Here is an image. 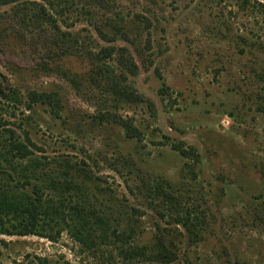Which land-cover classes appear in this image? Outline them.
<instances>
[{
	"label": "rangeland",
	"instance_id": "rangeland-1",
	"mask_svg": "<svg viewBox=\"0 0 264 264\" xmlns=\"http://www.w3.org/2000/svg\"><path fill=\"white\" fill-rule=\"evenodd\" d=\"M0 82L18 98L0 95V132L89 172L107 222L0 233V264H264L263 0H10ZM159 239L173 261L128 257Z\"/></svg>",
	"mask_w": 264,
	"mask_h": 264
},
{
	"label": "trees",
	"instance_id": "trees-1",
	"mask_svg": "<svg viewBox=\"0 0 264 264\" xmlns=\"http://www.w3.org/2000/svg\"><path fill=\"white\" fill-rule=\"evenodd\" d=\"M9 2L10 0H0V7ZM117 64L132 74L136 73V65L131 60L124 62L123 58H120ZM108 71H105L106 83L112 85L115 93L122 94L123 90L118 86L119 80L113 77L114 75L109 76ZM113 73L114 71L111 75ZM161 93H167V87L162 88ZM0 95L6 100L18 101L16 90L4 87L1 82ZM139 101L152 105L144 97ZM123 127L129 137H138L139 130L132 124L126 122ZM27 139L30 141L29 137ZM173 146L186 158L194 157L197 152L193 147L184 149L182 143ZM32 155L30 144L17 137L14 130H8L6 135L0 132V233L45 237L39 230L45 229V218L59 221L61 225H69L80 240H86L94 227L105 229L106 213L99 214L97 207L91 202L90 195L78 186V183H94L89 172L76 164L70 171L61 164H45ZM196 157L199 158V154H196ZM71 191H80L82 194L78 202L76 198L74 201L66 199ZM157 243L159 244L149 252L134 249L128 252V257L136 259L148 256L153 261H173V253L164 240L159 239Z\"/></svg>",
	"mask_w": 264,
	"mask_h": 264
}]
</instances>
